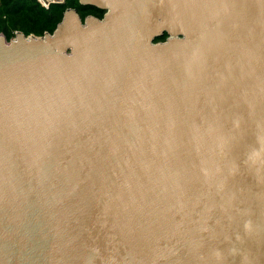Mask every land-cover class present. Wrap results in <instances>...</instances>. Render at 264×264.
I'll use <instances>...</instances> for the list:
<instances>
[{"label": "water", "instance_id": "95a60500", "mask_svg": "<svg viewBox=\"0 0 264 264\" xmlns=\"http://www.w3.org/2000/svg\"><path fill=\"white\" fill-rule=\"evenodd\" d=\"M78 1L0 33V264H264V0Z\"/></svg>", "mask_w": 264, "mask_h": 264}, {"label": "trees", "instance_id": "16d2710c", "mask_svg": "<svg viewBox=\"0 0 264 264\" xmlns=\"http://www.w3.org/2000/svg\"><path fill=\"white\" fill-rule=\"evenodd\" d=\"M75 8L81 20L84 15L93 14L101 18L103 10L90 6L81 5L78 0H64L52 2L44 6L39 0H0V33L6 39L13 37L17 31L24 35L43 36L45 32L52 33L56 22L60 21L66 8ZM166 34L158 37L155 41H162Z\"/></svg>", "mask_w": 264, "mask_h": 264}, {"label": "built area", "instance_id": "2783aa9c", "mask_svg": "<svg viewBox=\"0 0 264 264\" xmlns=\"http://www.w3.org/2000/svg\"><path fill=\"white\" fill-rule=\"evenodd\" d=\"M44 6H48L49 4H48V2L47 3H44V2H42L41 0H39ZM54 1V0H53Z\"/></svg>", "mask_w": 264, "mask_h": 264}, {"label": "flooded vegetation", "instance_id": "af4514ba", "mask_svg": "<svg viewBox=\"0 0 264 264\" xmlns=\"http://www.w3.org/2000/svg\"><path fill=\"white\" fill-rule=\"evenodd\" d=\"M103 14H104V12H103L101 15L103 16ZM78 15H79V13H78ZM87 15H92V16H93V14L90 13V14H86V15H84L83 17H85V16H87ZM102 16H101V17H102Z\"/></svg>", "mask_w": 264, "mask_h": 264}, {"label": "bare ground", "instance_id": "6f19581e", "mask_svg": "<svg viewBox=\"0 0 264 264\" xmlns=\"http://www.w3.org/2000/svg\"><path fill=\"white\" fill-rule=\"evenodd\" d=\"M41 1L44 2V3H47V2L53 1V0H41Z\"/></svg>", "mask_w": 264, "mask_h": 264}]
</instances>
